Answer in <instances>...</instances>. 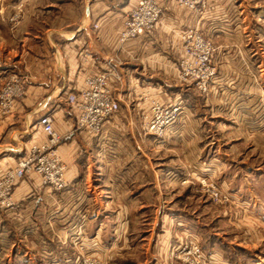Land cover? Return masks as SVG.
Here are the masks:
<instances>
[{"label":"rangeland","instance_id":"374dc122","mask_svg":"<svg viewBox=\"0 0 264 264\" xmlns=\"http://www.w3.org/2000/svg\"><path fill=\"white\" fill-rule=\"evenodd\" d=\"M181 3L180 0H172L177 14L188 16L187 21L183 23L184 28L168 31V28L163 27L161 20L150 28V32L127 38L123 43L120 40L121 30L127 12L119 33L117 50L110 57L114 58L122 69L121 65L127 61L124 53L127 52L129 44L137 42L141 36L153 34L158 36L162 49L173 55L174 64L167 66V63H163L162 67L161 64L155 63V66L147 65L144 72L141 69L139 72L161 76L170 84L183 87L195 96L209 118L223 119L221 123L213 121L211 134L203 138L207 141L211 140L208 137H213L217 141L213 151L207 150L212 156L207 157L206 154L204 159L208 162L214 160L212 164H219V159L226 162L218 169L212 167L209 171L205 169L197 173L187 172L189 165L186 163V156H182L181 149L166 148L164 144H160L164 142L167 130L163 137L158 138L146 128V120H144V116L151 115L154 102L171 105L174 101L162 102L154 97L157 95L156 92L149 89L137 95L148 103L147 109L144 108L145 111L140 116L139 123H133L137 126L136 136L147 163L142 166L143 174L147 176L150 172L159 173L168 162L178 163L184 168L185 177L176 180L173 184L159 177L158 191L150 200L149 197L146 198L148 201L144 202L145 210L142 212L133 211L123 214L112 212L108 216L104 214L109 220L107 223L109 229L104 235L105 239H109V244L107 243L102 249H99V245L93 246L88 250L89 252L78 242L69 244L76 253L73 264H264V129L246 124V126H228L224 120H230V114L235 107L233 103L238 93L245 97L250 94L264 96V0H199L195 5ZM49 4V0L33 2L24 0L15 3L0 0V16L3 15L4 19L7 17L12 29L16 31L24 24L31 35L41 36L40 34H46L53 23H62L59 17H63L62 21H70L76 16L80 19L85 2L76 0V5H73L72 9L68 2L54 5V8H50ZM157 5L161 9L163 18L162 0H157ZM213 17L216 19V27L213 30L221 31L222 35L216 36V32L213 36L214 34L211 33L212 21L209 19ZM39 20L43 22L40 23ZM204 20L205 25L202 26ZM61 25L66 24L63 22ZM143 30L147 31L145 28ZM187 36H189L188 41L185 40ZM198 39L211 47L208 59H205V66L202 62L199 65L198 56L194 55V60L191 59L195 51L193 48L199 45ZM23 44L22 41L15 43L12 38L0 37V56L5 57L10 53L19 56L22 52L39 49L33 39ZM142 55L148 57L149 54ZM143 56H138L137 63L141 66L144 62L140 63L142 62L140 57ZM9 57L7 60L14 62L12 56ZM138 58L131 57L133 60ZM184 59L191 64H187L188 67L203 66L202 76L188 72V68L185 69L183 64L181 66ZM17 70L9 71L8 76L0 80V121L14 114H24L33 106L27 97L28 79L25 74H21V71L23 73L28 71L25 68ZM122 80V75L120 79L111 80V93L119 101L122 100L118 98ZM11 84H16V89L10 93L9 100H7L8 96L5 100L4 95L8 94L6 91ZM122 107H126L125 103ZM73 111L76 117V129L88 137H94L86 130L77 128L79 112L74 107ZM261 119L263 117L259 118L260 121ZM42 135L46 138L45 142L41 143L44 144L49 138L44 132ZM153 140L158 144L153 145ZM61 142L55 149L65 167L63 177L66 180L68 166L59 151ZM214 151L216 155H213ZM149 158L153 163L152 168L149 165ZM18 162L19 160L12 164L13 166L9 165L8 169L16 168ZM32 176L37 177L51 202H57L56 192H62L66 187L57 190L56 186L44 183L43 175L33 170L29 171L12 187L8 195L9 201L0 194V221L11 222L13 217L16 218L14 220L18 217L23 222L35 220L37 224L48 220V213L37 217L32 211L30 213L21 210L20 204L14 197L16 188L21 182ZM153 186L154 184L152 188ZM213 188L220 192L221 198L213 192ZM166 205L179 211L173 215L174 218L165 217L163 211ZM88 218L86 213L80 215L81 222H77L76 228L78 235L85 233L84 225ZM17 231L20 232V229ZM49 235L60 237L62 240L68 237L65 230L59 231L56 225L49 228ZM26 237L25 239L30 240V248H36L31 244V236ZM34 252L36 253V249ZM35 264L39 263L35 262Z\"/></svg>","mask_w":264,"mask_h":264},{"label":"crops","instance_id":"0c3cea01","mask_svg":"<svg viewBox=\"0 0 264 264\" xmlns=\"http://www.w3.org/2000/svg\"><path fill=\"white\" fill-rule=\"evenodd\" d=\"M20 1L24 0H9L10 3ZM137 1L84 0L80 19L76 16L70 21H62L63 17H59L62 23H53L46 34H40L41 36L31 35L24 24L16 31L12 29L7 17L4 19L3 15L0 16V37L12 38L15 43L22 41L23 45L33 39L39 48L37 51L22 52L19 56L10 53L14 62L7 60L9 55L0 56V80L7 77L11 70L25 68L28 71L23 73L20 70L28 79L27 97L32 102L31 105L33 104L24 114H14L0 121V175L16 161L27 156L33 145L45 142L46 138L39 125L40 115L45 114L53 118L55 127L63 136L59 151L68 166L66 187L55 194L57 202H51L45 195L37 177L32 176L22 181L16 188L14 197L21 210L30 213L32 211L37 217L48 213V220H52L36 224L35 220L23 222L18 217L17 220L13 217L11 222L0 221V264H73L76 253L69 244L79 242L87 251L93 246L99 245V249H102L109 244V239L104 238L109 229V220L104 214L108 216L112 212H142L145 210L144 202L148 201L146 198L149 197L150 200L158 191L159 177L166 179L169 184L185 177V169L178 163L166 162L159 173L150 172L146 176L142 172L143 164L147 163L136 136L137 126L133 123H139L144 108L148 107V103L137 95L148 89L156 92L154 97L162 102L174 101L182 105L180 120L167 129V136L160 144H164L166 148L181 149V154L186 156V163L189 165L187 172L197 173L205 169L209 171L212 167L218 169L221 164H225L223 159H219V164H212L214 160L208 162L204 159L206 154L207 157L212 156L207 150L213 151L217 141L213 137H208L211 140L207 141L203 139L211 134L210 129L214 127L212 122L221 123L223 119L209 118L195 96L183 87L170 84L161 76L139 72L140 69L144 72L147 65L155 66V63L162 67L163 63H167V66L174 64L173 55L162 49L155 34L141 36L137 42L127 46V52L124 53L127 61L121 65L123 80L118 98L122 100L117 117L103 126L100 136L88 137L76 129V117L67 97L82 88L86 76L96 74L106 67L107 58L117 50L125 14ZM49 2L50 8L65 2L71 6L70 9L76 5V0ZM162 6V25L169 29L165 30L184 28L182 26L188 16L177 14L172 0H162ZM209 20L212 21L210 30L213 36L220 35L221 31L213 30L216 19L213 17ZM39 22L42 23L43 20ZM63 22L66 25H61ZM204 25L205 20L202 26ZM85 51L92 54L87 66L82 62ZM144 53L149 54L148 57H144ZM132 55L137 58L143 56L140 57V63L144 62V65L137 63L139 58L131 59ZM237 95L230 120L224 119L227 125H247L264 129V96ZM123 103L126 105L124 108ZM260 117H263L262 122ZM157 144L153 140V145ZM213 155H216L215 151ZM149 165L152 168L150 158ZM163 212L166 218L172 219L179 211L166 205ZM85 213L89 217L85 225L83 224L85 233L78 236L77 222L80 215ZM55 225L59 231L65 230L68 237L62 240L60 237L50 236L49 228ZM26 236H31V244L36 247V253L30 248V240L25 239ZM66 239L68 243L65 242Z\"/></svg>","mask_w":264,"mask_h":264},{"label":"built area","instance_id":"2783aa9c","mask_svg":"<svg viewBox=\"0 0 264 264\" xmlns=\"http://www.w3.org/2000/svg\"><path fill=\"white\" fill-rule=\"evenodd\" d=\"M199 0H180L181 4L192 5L198 3ZM150 5L153 8V12L150 14L147 10L144 13L140 12L144 10V6ZM162 13L160 7L157 5V0H139V2L128 11L124 22V27L121 30V42H126L127 38H133L139 36L143 32H150V28L161 22ZM147 29L144 31L143 29ZM185 40H189V36L185 37ZM198 46L193 48L195 51L191 59L194 60V55L198 56V60L201 65L205 66V59H208L210 45L205 44L202 40L198 39ZM197 54V55H196ZM92 54L89 51L83 53V65L87 66L90 62ZM190 58V56H189ZM106 67L99 73L86 76L83 81L82 88L76 92L70 93L67 97L68 103L71 107L78 110V126L80 130H86L92 136H100L103 126L112 120L115 114L120 110V101L115 98L111 93L112 79H120L122 72L120 66L117 65L114 58L108 57ZM188 68V72L191 71L194 75L202 72L203 66L188 67L187 59L181 63V66ZM206 68V67H205ZM204 73V72H202ZM12 79V78H11ZM16 89V84H11L8 92L5 96V100H9V95ZM5 104V103H4ZM182 113V105L175 102L171 105L161 104L154 102L151 107V115L144 116L146 120V128L151 131L158 138L164 136L166 130L175 122ZM39 125L42 128L44 134L49 138L48 142L41 144L40 146L33 145L29 151V154L21 158L16 168L7 169L0 178V194L5 200H8L12 187L16 184L19 178L23 177L29 171L33 170L38 172L44 177V183L56 186L57 190H61L66 186L65 167L60 160V157L56 154V145L62 141V134L55 128L54 120L50 115H42L39 118ZM213 192L221 198L220 192L213 188ZM80 234V233H79ZM80 236V235H78ZM79 243V242H78ZM83 246V245H81Z\"/></svg>","mask_w":264,"mask_h":264},{"label":"bare ground","instance_id":"6f19581e","mask_svg":"<svg viewBox=\"0 0 264 264\" xmlns=\"http://www.w3.org/2000/svg\"><path fill=\"white\" fill-rule=\"evenodd\" d=\"M143 8H144V10L143 11L141 10L140 12L144 13V11L146 12L148 10L150 13L148 16L151 17V13L153 12V8L150 5H146ZM162 20H163V18H162ZM198 74H201V72Z\"/></svg>","mask_w":264,"mask_h":264}]
</instances>
